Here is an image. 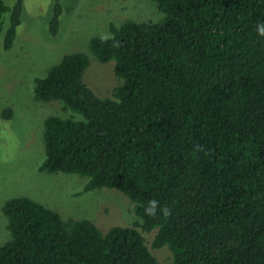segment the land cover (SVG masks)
I'll use <instances>...</instances> for the list:
<instances>
[{"label":"trees","instance_id":"16d2710c","mask_svg":"<svg viewBox=\"0 0 264 264\" xmlns=\"http://www.w3.org/2000/svg\"><path fill=\"white\" fill-rule=\"evenodd\" d=\"M163 18L109 24L90 38L120 80L100 97L84 81L85 52L66 54L34 80L44 102L83 119L49 116L39 170L77 173L83 192L115 188L137 220L103 231L28 196L3 211L10 239L0 264H264V0H153ZM25 0H0L12 48ZM63 8L55 0L51 31ZM13 116L5 108L0 119ZM157 201L154 215L145 213ZM161 207L168 209L165 215ZM153 248L167 247L161 262Z\"/></svg>","mask_w":264,"mask_h":264},{"label":"rangeland","instance_id":"374dc122","mask_svg":"<svg viewBox=\"0 0 264 264\" xmlns=\"http://www.w3.org/2000/svg\"><path fill=\"white\" fill-rule=\"evenodd\" d=\"M12 6L15 0H5ZM63 12L59 29L51 31L55 0H25L21 23L11 49L3 47L10 24L7 12L0 35V115L11 107L13 116L0 119V245L10 239L3 208L17 196H28L58 210L64 217L88 218L103 231L137 220L133 203L115 188L83 192L86 179L77 173L42 172L45 159V121L51 115L83 119L61 101L36 98L34 80L45 77L69 53L85 52L90 64L84 81L100 97L120 84L115 61H99L89 48L94 35L109 36V24L125 20L158 21L163 14L153 0H60ZM154 230L147 243L161 261L171 259L167 247L153 248Z\"/></svg>","mask_w":264,"mask_h":264},{"label":"clouds","instance_id":"9594fccd","mask_svg":"<svg viewBox=\"0 0 264 264\" xmlns=\"http://www.w3.org/2000/svg\"><path fill=\"white\" fill-rule=\"evenodd\" d=\"M255 31L259 37H264V21L259 22L255 26ZM104 39H107V37H102ZM157 209V201L156 200H150L147 205H145L144 211L148 215H154L156 213ZM161 211L167 215L168 209L166 207H161Z\"/></svg>","mask_w":264,"mask_h":264}]
</instances>
